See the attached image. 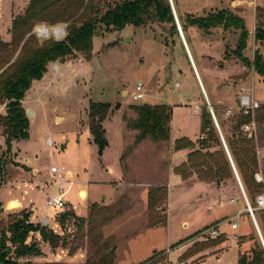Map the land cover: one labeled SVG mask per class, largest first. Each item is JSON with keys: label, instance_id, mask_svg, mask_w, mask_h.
Returning <instances> with one entry per match:
<instances>
[{"label": "rangeland", "instance_id": "rangeland-1", "mask_svg": "<svg viewBox=\"0 0 264 264\" xmlns=\"http://www.w3.org/2000/svg\"><path fill=\"white\" fill-rule=\"evenodd\" d=\"M120 1L123 0H104L105 3L101 4L103 11ZM28 2L1 0L2 42L10 41L11 21L22 13ZM172 4L179 25L187 17L195 19L221 10L231 11L245 22L249 33L242 56L252 61L255 51L264 62V42H254L253 39L254 27L264 28V0H176L175 3L172 0ZM66 26L38 24L33 34L39 44L46 40L59 41L66 35ZM38 27H44L50 34L37 37ZM59 27L64 29V35L56 38L52 31ZM182 34L199 78L178 33L170 35L169 25L150 24L138 29L126 26L121 31H107L98 26L89 61L75 53L62 63L49 64L43 78L32 83L25 96L26 103H23L25 99L22 102L25 110L33 112L28 118L29 139L14 143L10 154H6L0 132V157L10 162L0 181V221L24 210L29 212L31 223H40L42 216L44 218L45 197L37 192L43 185L54 186L47 174L52 167L60 169L66 176L69 174L68 179L75 185L64 199V211L47 212L45 216L49 219V226L43 227L53 235L59 233L58 247L53 248L39 235L31 234L28 242L36 243L41 255L20 259L19 264H87V261L97 259L98 249L105 254L115 249L112 264H176L191 258L194 260L190 264H196L203 258L200 255L208 250L218 253L215 250L219 247H228L221 259L211 257L204 264H234L238 250L248 253L255 244L262 248L255 224L245 212L243 195L236 180L230 182L229 193L221 194L220 190L209 189L203 183L190 187L177 185L169 175L177 165L175 154L183 147L175 149V141L187 139L199 147L200 108L203 105L208 108L207 102L213 110L214 100L222 101L220 106H215L217 117L214 114L222 124V130L219 128L222 136H228L234 126L233 117L238 112L241 88L245 90L247 86L252 98L264 104L262 80L258 75H253L251 80L252 74L256 73L231 55L238 32L215 28L205 34L188 26ZM226 49L228 57L224 58ZM199 79L208 91V100L201 93ZM138 84L142 85L144 98L134 102L132 94ZM93 103L110 106L109 114L102 122L108 145L101 157L88 132V107ZM161 104L171 111L169 138L166 141H154L150 136L141 138L134 126L137 120L134 108ZM227 108H232L234 113L226 116ZM254 117L255 112L251 117L255 122ZM255 124L259 128L257 122ZM252 143L258 163L256 173L263 179L257 182L254 178L255 183L262 186L257 194L251 196L243 187L251 205L254 197L264 191V137L258 135ZM25 160L40 172L37 177L28 174ZM108 167L113 169V174L104 171ZM96 181L101 183L94 185L92 192L96 200L101 201L95 204L107 208L110 220L84 234L81 240L76 224L87 222L92 204L81 202L84 194L79 187L88 188ZM162 186L166 187L167 201L150 211L147 191ZM228 194L237 195L238 201L229 203ZM14 196L29 197L32 201H26L24 205L8 204ZM214 203L217 205L211 208ZM33 207L37 209L35 218L31 212ZM238 211L243 214L237 222L238 229L233 231L227 222L233 220ZM65 214L72 216L60 224L59 218ZM151 217L163 218V222L149 229ZM254 217L264 241V212L255 211ZM219 218L224 220L219 228L226 233L224 240L238 236V249L222 242L200 251L207 242L201 232L216 226L214 223ZM69 247L74 249L72 255L68 253ZM154 251L163 252L161 260L147 262Z\"/></svg>", "mask_w": 264, "mask_h": 264}, {"label": "trees", "instance_id": "trees-1", "mask_svg": "<svg viewBox=\"0 0 264 264\" xmlns=\"http://www.w3.org/2000/svg\"><path fill=\"white\" fill-rule=\"evenodd\" d=\"M176 0H173L175 3ZM104 0H29L21 14L14 17L9 29L10 41L5 43L0 40V132L4 139L5 153L10 154L12 146L16 142H25L29 139V119L26 110L22 106L26 93L35 81L43 78L47 66L51 63H62L75 53L81 54L89 61L92 53V41L98 26L107 31H121L126 26L143 28L150 24L159 26L169 25L170 35L176 36L177 31L168 0H123L109 6L103 11L101 4ZM179 21H181L179 19ZM38 24L54 26L66 24V35L62 40H46L38 43L33 30ZM183 33L187 27L197 28L205 34L209 30L219 28L224 32L234 30L238 32L236 44L231 55L251 69L262 79L264 83V62L253 52L252 61L242 56V51L247 47L248 31L245 22L231 11L221 10L217 13H209L205 17L190 18L180 22ZM254 42H264L263 26H255L253 31ZM228 49L224 58L228 57ZM108 104H89L88 107V132L91 142L97 147L98 156L101 157L107 147L105 131L102 122L109 114ZM137 114L135 128L139 130L141 138L150 136L152 140L166 141L169 138L168 125L171 119V111L165 105L134 108ZM217 117V109L213 107ZM201 136L198 149L187 139L175 141V149L187 148L193 150L187 155L186 162L174 169V173L186 181L193 175L204 183H235V176L227 160L222 143L214 127L211 115L206 105L200 108ZM217 119L219 128L222 124ZM250 115L237 112L233 117L234 126L228 136L223 134L227 150L232 159L234 168L242 187L249 195L257 194L262 186L254 181L258 163L255 149L251 139L244 137L240 131L241 125L249 122ZM255 122L264 125V104L255 111ZM233 136V137H232ZM10 162L0 157V181L4 177L7 165ZM263 179V178H262ZM255 199V197H254ZM167 201L166 187L150 188L147 191V207L153 211L159 204ZM254 203V200H253ZM165 207H163V212ZM70 214L59 218L63 224ZM30 214L20 211L7 216V220L0 221V264H19L18 260L27 257H39L40 250L36 243H30L31 234H37L44 242L56 248L61 241L58 235H53L40 224L34 225L29 221ZM107 208L97 207L92 204L87 222L77 223L79 239L83 240L84 234H89L109 221ZM163 222V218L151 217L149 228ZM86 228L85 232L84 229ZM263 233H264V229ZM225 235L216 239L207 240L205 247L200 251L224 242ZM114 250L108 254L98 249L95 261H87V264H112ZM197 251L200 252V251ZM74 249L69 247V254ZM196 253V252H195ZM163 252L154 251L147 262L161 260ZM146 262V263H147ZM58 264V263H53ZM236 264H264V251L255 244L248 253H238Z\"/></svg>", "mask_w": 264, "mask_h": 264}, {"label": "built area", "instance_id": "built-area-1", "mask_svg": "<svg viewBox=\"0 0 264 264\" xmlns=\"http://www.w3.org/2000/svg\"><path fill=\"white\" fill-rule=\"evenodd\" d=\"M254 31V29H253ZM53 35L56 38H60L64 35V29L62 27L56 28L52 31ZM50 33L47 29L44 27H38L36 29V36L44 38L48 36ZM241 95L239 97V106H238V112H242L243 115H250L252 117L253 113L258 109L259 103L255 102L250 95L251 90H244L240 89ZM144 98V94L142 92V85L138 84L136 86L134 94H132V100L134 102H140ZM234 113L232 108H227L225 110V115L230 116ZM240 131L244 135V137L248 139H256L257 136L259 135V128L256 126L254 120L250 119L249 122L241 125ZM203 139V136H200V140ZM48 144H51V141L48 142ZM50 176L52 177L53 181L57 183L58 185V193L55 196L48 197L45 201V206L48 212L53 213V212H61L64 211V206H65V197L68 193H70L75 185V183L68 179L65 174L61 172L60 169L56 167H52L49 171ZM254 178L257 182H262L261 176L256 173L254 175ZM242 192V191H241ZM243 195V193H242ZM244 199V204H245V212L246 214L249 215V217L255 222V217H254V212L259 211V212H264V191L259 193L258 195L255 196L254 203L251 205L247 199V197L243 196ZM238 200L236 198H230L229 203H235ZM243 212L238 211L234 215V219L227 222L230 224L231 230L235 231L238 228V221L241 219ZM41 226H49V219L46 217L42 218L40 223ZM56 227V226H55ZM218 225H214L203 232H201V237L204 240H210V239H216L222 235V233H219L218 231ZM59 235V233H58ZM238 240V236L233 235L230 238H228L227 241H233L236 242ZM176 264H184V263H176Z\"/></svg>", "mask_w": 264, "mask_h": 264}, {"label": "crops", "instance_id": "crops-1", "mask_svg": "<svg viewBox=\"0 0 264 264\" xmlns=\"http://www.w3.org/2000/svg\"><path fill=\"white\" fill-rule=\"evenodd\" d=\"M1 1V0H0ZM0 13H1V9H0ZM188 48V47H187ZM189 51V50H188ZM189 54H190V52H189ZM190 58H191V62H192V65H193V68H194V70H195V73H196V76H197V78H199V75H198V71H197V68H196V65H195V62H194V60H193V58H192V55L190 54ZM199 58V57H198ZM205 61V60H204ZM253 75H257V74H252V76H251V80H252V77H253ZM260 78V77H259ZM261 79V78H260ZM262 80V79H261ZM198 81H200L199 82V84H200V88H201V93H202V95H203V93H204V95L206 96V99L208 100V94H207V90H206V88L203 86V84H202V82H201V80L199 79ZM248 84V83H247ZM243 89V88H242ZM245 90H247L248 91V87L246 86V89ZM254 100V99H253ZM255 102H257L256 100H254ZM214 107L215 106H217V105H221L222 104V101H217V100H214ZM23 103H26V99H25V101L23 102ZM257 103H259V102H257ZM259 104H263V103H259ZM1 111H3V108H0V112ZM213 111V110H212ZM200 136L201 135H199V139H200ZM90 141H91V138H90ZM172 142H174L173 141V139L171 140ZM188 141H190V140H188ZM193 145H194V149H198L197 148V145H196V142H193V141H190ZM193 150H190V149H187V148H184V149H182L181 151H179V152H177L176 154H175V159H176V164L177 165H175V167H174V169L176 168V167H178L179 165H181L182 163H184V162H186V160H187V155L190 153V152H192ZM25 163H24V166H25V168H27L29 171H28V174H30L31 176H34V177H37L38 176V174L40 173V172H38V170L36 169V168H34V167H32V166H30V165H28V163H27V160H25L24 161ZM174 169L172 170V172H170L169 173V175L171 176V178L174 180V183L175 184H177V185H182V186H184V187H190V186H192L193 184H197V183H203V184H205V186L207 187V188H209V189H217V190H220V192H221V194H223V193H229V191H228V187H229V184H230V182H226V183H204V182H200L197 178H196V176L195 175H193L192 177H190L188 180H186V181H183V180H181V178H180V176H178V175H176L175 173H174ZM104 171H107L109 174H113V169L111 168V167H108L106 170L104 169ZM47 174H48V177H49V180L50 181H52L53 182V185L55 186H52V187H49V186H47V185H43V187H41V189H39V191L37 192V193H41V195L43 196V197H45V201H46V199L48 198V197H52V196H55V195H57V193H58V185H57V183L56 182H54L53 181V179H52V177L50 176V174H49V170L47 171ZM101 182H98V181H96V184H93V185H91V186H89L88 185V188H85V187H82V186H80L79 187V191L80 190H82L83 192V194H84V199H83V201H81L82 203L83 202H87V203H90V204H95V203H98V202H100L101 200H96V198H95V196H93V192H92V189H93V187H94V185H97V184H100ZM105 184H107L108 182H104ZM173 183V184H174ZM77 184H79V183H77ZM81 184H83V183H81ZM168 187H171V185L169 186V183H168ZM78 190V189H77ZM26 194H28V192H25ZM69 194V193H68ZM67 194V195H68ZM66 195V196H67ZM79 194H78V192H77V195H76V197L78 198L79 196H78ZM228 196H229V198H236L237 200L239 199L238 198V196L237 195H229L228 194ZM167 198H168V193H167ZM27 201V203L28 202H31L32 201V199L31 198H27V197H20V198H16L15 196L11 199V201H8V204L9 203H17V204H19V205H24V203ZM217 204L216 203H214V204H212V205H210V207L212 208V207H215ZM219 205H220V203H219ZM43 208H44V217L46 216V215H48V211H47V209H45V203H44V205H43ZM73 210H74V208H72ZM31 212H34V214H33V217L35 218L36 216H37V209H35L34 207L31 209ZM42 218H43V216H42ZM221 221H224V220H222V218H219V219H217L216 221H215V223L214 224H217L218 225V231H219V233H222V234H226L225 233V231H220L219 230V228H220V223H221ZM158 226V225H157ZM154 227H156V226H154ZM154 227H152V228H154ZM149 229H151V228H149ZM238 229V228H237ZM223 243H225V244H229V246H231V245H234V246H236V248H237V243L236 242H233V241H225L224 240V242ZM222 243V244H223ZM224 246V245H223ZM227 249H228V247H227ZM226 248H223V247H219V248H217L216 250H215V252H218V253H214V250L213 251H211V250H208L207 252H205V253H203L202 255H200V256H203V258L201 259V260H199V261H197L196 262V264H204L205 262H207L211 257H214L216 260H220L221 259V255H222V253L225 251V250H227ZM238 249V248H237ZM162 250H164V249H162ZM238 253H239V250H238ZM237 258H238V254H237V256H236V258H235V262H234V264H236V262H237ZM192 260H194L193 258H191V259H189V260H187V261H189V264H190V262L192 261ZM187 261H185L184 262V264H188V262ZM226 264H231V263H226Z\"/></svg>", "mask_w": 264, "mask_h": 264}, {"label": "water", "instance_id": "water-1", "mask_svg": "<svg viewBox=\"0 0 264 264\" xmlns=\"http://www.w3.org/2000/svg\"><path fill=\"white\" fill-rule=\"evenodd\" d=\"M168 3H169V7H170V10H171V13H172V16H173L174 22H175V26H176L177 33H178V35H179V37H180V39H181V41H182V44H183V46H184V48H185V51H186V53H187V56H188L189 61H190V63H191V66L193 67L192 62H191V58H190V54H189L188 48H187V46H186V43H185V40H184V37H183V34H182L181 27H180V25H179V22H178V19H177V16H176V13H175V10H174V7H173V4H172V0H168ZM0 9H1V1H0ZM0 18H1V13H0ZM193 70H194V68H193ZM194 71H195V70H194ZM195 74H196V73H195ZM203 95H204V93H203ZM204 96H205V95H204ZM205 99H206V96H205ZM206 100H207V99H206ZM207 106H208V111H209V113H210V115H211L212 122H213V124H214V127H215V129H216L218 135H219L220 141H221L222 146H223V149H224V151H225V154H226L227 160H228V162H229V164H230V166H231V168H232V171H233V173H234L235 179H236L237 183L239 184V187H240V189H241V191H242V193H243V196H245V193H244V191H243V187H242V185H241V182H240V180H239V177H238V175H237V173H236V170H235V168H234V165H233L232 159H231V157H230V154H229V152H228V150H227V147H226V144H225L224 138H223V136H222V134H221V132H220V130H219L218 123H217V121H216V118H215V116H214V113H213V111H212V108H211V106L209 105L208 102H207ZM25 112H26V115H27L28 118L33 116V112H32L31 110H26ZM260 132H261L262 134H264V125L260 126ZM232 137H233V136H232ZM245 197H246V196H245ZM254 224H255V227H256L257 233H258V235H259V239H260V242H261L262 249H263V251H264V241H263V239H262V237H261V235H260V233H259V230H258V228H257L256 222H254Z\"/></svg>", "mask_w": 264, "mask_h": 264}]
</instances>
